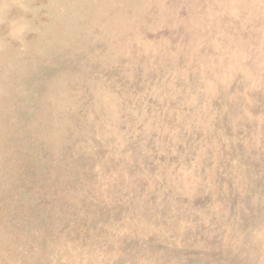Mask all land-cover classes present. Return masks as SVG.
Returning <instances> with one entry per match:
<instances>
[{
  "label": "rangeland",
  "instance_id": "1",
  "mask_svg": "<svg viewBox=\"0 0 264 264\" xmlns=\"http://www.w3.org/2000/svg\"><path fill=\"white\" fill-rule=\"evenodd\" d=\"M0 264H264V0H0Z\"/></svg>",
  "mask_w": 264,
  "mask_h": 264
}]
</instances>
